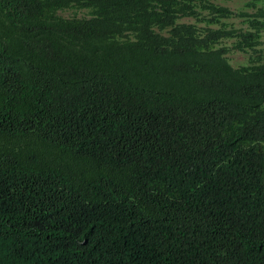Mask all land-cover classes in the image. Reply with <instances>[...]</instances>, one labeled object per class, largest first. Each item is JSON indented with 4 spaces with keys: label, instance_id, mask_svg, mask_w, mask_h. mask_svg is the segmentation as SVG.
I'll list each match as a JSON object with an SVG mask.
<instances>
[{
    "label": "trees",
    "instance_id": "16d2710c",
    "mask_svg": "<svg viewBox=\"0 0 264 264\" xmlns=\"http://www.w3.org/2000/svg\"><path fill=\"white\" fill-rule=\"evenodd\" d=\"M245 6L242 30L211 0H0V264H264Z\"/></svg>",
    "mask_w": 264,
    "mask_h": 264
},
{
    "label": "rangeland",
    "instance_id": "374dc122",
    "mask_svg": "<svg viewBox=\"0 0 264 264\" xmlns=\"http://www.w3.org/2000/svg\"><path fill=\"white\" fill-rule=\"evenodd\" d=\"M211 1L216 5L227 7L233 12V17L227 20V23L236 29L245 30L247 27V25L243 22L244 18L238 16L240 13H247V15H250L255 12L253 9H249L245 6L248 0H230V1L211 0ZM61 15L67 17V16H71L72 14L70 12H64L61 13ZM183 21L193 22L192 18H186L183 19ZM262 41L264 43V33L262 34ZM224 44L230 46L231 41H225ZM227 57L233 66H238L241 64L243 65L246 64L248 61V54L237 52L235 50L230 51Z\"/></svg>",
    "mask_w": 264,
    "mask_h": 264
}]
</instances>
